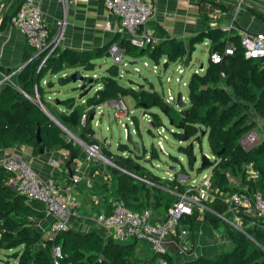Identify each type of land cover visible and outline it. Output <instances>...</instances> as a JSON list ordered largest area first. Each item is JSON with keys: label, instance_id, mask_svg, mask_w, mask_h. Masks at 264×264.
<instances>
[{"label": "trees", "instance_id": "1", "mask_svg": "<svg viewBox=\"0 0 264 264\" xmlns=\"http://www.w3.org/2000/svg\"><path fill=\"white\" fill-rule=\"evenodd\" d=\"M20 2L15 12L20 7L22 3ZM246 10L264 23V12L252 7H246ZM204 25L205 28L190 37L187 43L176 38L164 39L165 33L160 28L156 30V35L161 36L162 39L152 49L135 48L126 41L125 37L119 43L125 48L126 55L135 54L139 50V56L148 57L157 65L163 58L168 65L175 64L186 56L189 58L196 45L206 41L210 44L209 54L212 52L223 54L227 43L234 44L236 52L232 56H223V61L217 65L208 61L203 74L190 75L187 83L188 105L185 108L175 111L173 106L164 102L152 85L147 89L141 86L121 85L117 81L120 77L116 65L108 69L109 75L100 82L101 88L95 90L92 97L86 98L85 106H99L107 101L131 98L138 108L146 110L158 108L170 117L171 124L174 123L171 116L177 113L179 122L176 127L180 131H174L172 134L181 141L183 133L188 138H192L201 128V132L206 135L210 154L217 159V163L211 168L212 190H217L218 193L242 191L238 187L230 186L228 173L237 174L239 182L245 186L248 193L264 194V136L250 150H244L240 145L243 136L254 130L256 126L251 109L264 119V60L244 58L237 34L240 28L234 24L235 28L230 34L221 27L210 28L207 24ZM114 42L115 39L101 47L84 51L56 47L40 69L38 67L45 54L33 56L35 50L26 46L21 67L17 68L18 71L13 75L14 86L10 84L0 86V149L26 146L31 149V155L37 157L41 149L44 153H48L54 148H61L68 151L70 158L72 155L77 158L80 148L67 138L64 130L74 133L86 107L75 104L73 98H67L60 100V106L67 111L57 113L46 98V88H51L54 83L49 80L43 85L42 79L46 75L59 76L75 67L81 68L84 72L93 71L96 67L95 61L106 58L108 49ZM189 62L188 60L185 66L188 67ZM15 70H7L6 74ZM57 83L65 86L71 83V77L66 75L58 77ZM34 96L37 97L38 103L29 98ZM44 111L54 117L61 127L57 126ZM93 113L94 111L89 113L86 123ZM38 131L40 143L37 139ZM87 140L83 142L87 144ZM93 143L98 142L93 140L90 144ZM118 149L119 152L128 151L125 144H120ZM101 151L104 157L109 158L107 148L102 147ZM179 151L184 153L190 162L191 148L179 147ZM71 163L72 161L69 160L68 166ZM113 164L117 168H111L109 175L116 185V199L122 200L129 209L142 211L148 208L153 213L163 215L176 201L167 180L150 174L147 177L152 181L153 186L147 187L134 182L118 169L136 172L139 166L134 158L124 159L119 156L113 160ZM247 166H251L257 174L256 180L246 178ZM88 169L93 174L95 169L91 167ZM70 172L72 173V169ZM99 181L101 182V179ZM10 183V175L0 167V251H6V259H0V262L52 264L53 247L60 249L61 264L69 262L149 264L154 261L153 257L140 259L136 256L137 242H117L104 238L96 229L80 231L69 228L58 232L52 240L44 239V234L38 230L37 225L45 218V212L35 209L25 198L19 196ZM102 183L98 187L103 188L101 193H104L106 199L109 185L108 182ZM206 205L208 210L202 214L195 210L191 216L182 219L181 224L191 226L196 222H207L214 229L223 228L227 234L229 248L215 257L206 258L199 255L183 264H264V227L254 225L244 227L243 232L237 231L220 219L227 211V205L218 196ZM106 210L110 213L111 206L109 205ZM164 257L169 264H177L179 260L169 254H165Z\"/></svg>", "mask_w": 264, "mask_h": 264}, {"label": "built area", "instance_id": "2", "mask_svg": "<svg viewBox=\"0 0 264 264\" xmlns=\"http://www.w3.org/2000/svg\"><path fill=\"white\" fill-rule=\"evenodd\" d=\"M46 1L23 0L9 22L10 27L17 29L24 35L27 45L33 48L36 54L40 55L45 51V56L41 60L38 69L45 64L48 56L58 47L55 38L50 37L47 24L43 18L42 5ZM60 1L66 6L74 2V0ZM103 6L118 19L119 27L117 32L123 35L131 46L138 49H146L148 47L152 49L157 44V40L152 34L142 30L155 14L154 0H103ZM214 19H216L215 16ZM213 26H216L215 23ZM234 28L233 21L222 27L228 34ZM237 34L239 35V44L245 59L264 60V33H249L237 30ZM235 52L236 46L232 43H227L223 54L217 52L208 53L207 60L209 63L217 65L223 61V56H232ZM108 57L112 64L116 66L126 67L136 64L135 62H128L125 48L115 43L110 45L106 54V58ZM164 63H167L166 60L159 65L153 62H151V65L144 62L142 66L149 68L154 75H157L158 72H167L170 65L167 64V68L164 70ZM175 64H177L176 72L180 76L184 75L186 69L189 68L185 66V63L177 62ZM205 68L201 64L199 67L193 68L192 73L203 74ZM17 71L18 69L10 74L0 73V86L4 84L12 85L10 78ZM133 71L139 73V69L136 67H133ZM175 82L181 83V78L176 79ZM166 83H171V79L166 78ZM187 83H183V85L187 87ZM158 93L160 94V92ZM160 95L166 104L170 105L176 102L177 96L173 94L171 89L167 90L166 96L164 93ZM97 108L99 109V107ZM111 110L114 116L127 117L129 113L128 107L121 99L114 100L111 103ZM86 118L87 114L83 113L81 122H84ZM158 134L161 136L160 131H158ZM160 136V140H158L160 142L157 143V147L163 152L162 138ZM261 139L262 136H259L256 131H252L240 140V145L244 150H250ZM84 147L87 154L86 168L89 167V163L92 160L101 162L104 168L106 164L116 167L103 156L99 143L88 144ZM123 157L124 159L126 158L125 156ZM0 167L10 175V186L16 193L25 198L29 204L35 203L43 206L45 214L51 219V222L46 227L40 224L37 225L38 230L44 234V239L52 240L58 232L75 227L76 223L74 221L78 217L76 208L72 206L68 196L62 193V189L57 183L52 180L42 179L16 152L12 155L1 157ZM80 168L81 166L76 168L75 175L72 176L74 184L84 179L83 176H80ZM247 168H249V178L256 180L257 174L252 167L247 166ZM118 169L136 183L144 184L147 187L153 186L152 181L146 175H140L135 171ZM165 180L170 183V187H172L171 193L176 197V201L166 210L162 217L157 218L152 210L148 208L142 211L131 210L126 207L122 200L116 199L110 204V213H106L104 210L95 215L93 230L96 229L104 238L117 242L134 241L138 244L146 243L151 252L156 255L155 264H169L166 257H164L165 254H168L164 246L165 243L176 236L188 239V231L180 228L181 220L191 216L195 210L202 214L205 210H208L206 204L214 201L217 196L227 205V211L220 219L231 228L243 232L244 227L254 225L264 227V194L259 192L248 193L246 188L239 192L218 193L217 190H212L211 177L207 175H204L200 182L191 181L187 177L173 184L175 179L171 175ZM86 185L87 188H91V184L88 182ZM180 188H182V191H180ZM51 255L52 264H61L59 247H53ZM66 264L73 263L69 262Z\"/></svg>", "mask_w": 264, "mask_h": 264}, {"label": "crops", "instance_id": "3", "mask_svg": "<svg viewBox=\"0 0 264 264\" xmlns=\"http://www.w3.org/2000/svg\"><path fill=\"white\" fill-rule=\"evenodd\" d=\"M19 1L22 2L23 0H0V73H6L7 70L21 67L24 50L28 46L24 35L9 26L10 18L14 14ZM230 1L233 0H154L155 14L142 30L152 34L157 43L162 39L161 36L156 35L158 28L165 33L164 39L176 38L187 43L190 37L205 28L204 24L206 23L203 17L212 18L220 15L226 17L229 14L232 17L233 24L239 27L240 30L249 33H264V23L253 17L246 10V7L256 8L262 12H264V9L257 7L252 1H248L245 5L243 4V8L240 6L242 2L238 4L233 13L230 10L227 11V15L221 13L219 6L229 7L231 4L228 2ZM238 10L241 11L242 17L236 19L235 16ZM42 14L50 37L55 38L59 48L84 51L106 45L113 39L116 41L115 44H119L121 39L124 38L123 35L117 32L118 19L104 8L103 0H74L68 6L62 4L60 0H47L42 5ZM225 17L223 18L224 21L227 19ZM212 23L208 20L207 24L211 28H216ZM204 43H207L206 47L209 52V42ZM130 55L135 56V54ZM165 60V58L162 59V61ZM61 74L64 76V73ZM51 78H56V80ZM57 79L58 75H48L42 81L43 85L49 80L54 83L51 88H46V98L49 100L59 92V86L61 85L57 83ZM14 152L23 161L27 162L42 179L57 183L61 187L62 193L68 196L70 203L76 208L78 214L74 221L76 225L72 229L80 231L93 230L95 215L104 210L107 213L106 208L109 206V202L105 204L107 198L105 199L104 193H101L103 188L98 186L99 184L102 185V182H109L111 175L105 170L104 166L94 160L89 163V167L95 169L92 174L88 169L89 167L86 168V152L83 154L80 152L81 155L79 153L70 166H68L70 155L68 151L61 148H54L52 151L37 157H33L31 149L26 146L0 149V158L12 155ZM79 166H81L80 176H83L84 179L74 184L72 176L75 175V170ZM70 169H72V173ZM248 172L249 168L246 167L245 174L249 180ZM227 177L231 187L245 188L239 181L235 183L228 173ZM99 179H101V182ZM87 182L92 185L90 189L87 188ZM31 205L35 209L44 212L43 206L35 203ZM154 215L157 218L163 216L156 213ZM41 222L48 224L51 219L46 215L39 222L40 225ZM180 228L188 231V239L176 236L164 245L169 255L179 259L177 264H183L185 261L194 259L199 255L212 258L224 248H229L227 234L223 228L214 229L207 222H196L191 226L181 224ZM135 251L136 256L140 259L154 257L146 243H139ZM155 259L153 258L154 261L149 264H155Z\"/></svg>", "mask_w": 264, "mask_h": 264}, {"label": "rangeland", "instance_id": "4", "mask_svg": "<svg viewBox=\"0 0 264 264\" xmlns=\"http://www.w3.org/2000/svg\"><path fill=\"white\" fill-rule=\"evenodd\" d=\"M252 1L257 7H261L264 9V0H233L232 2H228L231 4L229 7H225V5L219 6V10L221 13L225 14L228 10L233 13L238 4L242 5L241 8L248 2ZM239 2V3H237ZM244 4V5H243ZM241 11L238 10L235 18L241 16ZM216 17V16H215ZM225 16L220 15L213 18L203 17L205 23H208V20L212 21L218 27H224L232 21V17L229 14L225 17L226 21L223 20ZM228 21V22H227ZM208 25V24H207ZM211 28V27H210ZM214 28V27H213ZM208 48L205 43L196 45L194 52L188 58L187 56L179 61V63L183 64L190 61L189 68L186 69L184 75L180 76L176 72V65L171 64L167 69V72H158L157 75H154L149 68H144L142 64L147 62L151 65L148 57L139 56V50L135 52V56L126 55V60L128 62H135L134 66H119L117 65V69L119 71V77L117 81L123 86H142L145 89L149 88L151 85L153 88L160 92V94L164 93L167 95V90L171 89L174 95L181 94L183 97V102L188 105L187 101V87L184 84L187 83L189 77L192 73L193 68L199 67L201 64L203 67H206L208 64ZM112 62L110 58H102L96 61V67L93 71L84 72L81 68H71L69 70L64 71V76H72L76 74L82 78V82H72L65 85L64 87L59 86V92H57L51 100L47 99V101L51 102L52 108L55 109L57 113H65L67 110L60 106V100H64L67 98H73L75 104H80L84 108L86 98L92 97L95 93V90L100 89L102 84L100 83L104 77L108 76V69L112 66ZM133 67L139 69V73L133 71ZM62 74H59L58 77H61ZM47 75L42 79L45 80ZM166 78L171 79V83H166ZM181 78V83L175 82L176 79ZM1 79V78H0ZM15 77H11V86H14ZM52 80H56V78H51ZM84 86L83 90L80 91V87ZM19 92H22L18 87H15ZM83 92H87L85 96L81 99L79 98ZM31 100H34L38 103V99L36 96L34 98L29 97ZM129 109V113L127 117L114 116L113 111L111 110L112 101H107L104 104L99 106H89L82 112L86 113L87 116L91 111H94L88 118L89 122L86 121L81 122L76 126L74 133H71L75 139L71 138L67 135L68 139H71L76 146L80 148V152L83 154L85 152V145L90 144L93 140H96L101 148H107L109 154L112 158H107L112 164L113 160L117 157L126 158L134 157V152L131 150L130 146L128 147L127 152H119V145L125 144V133H126V125H128L131 129V135L135 142L139 144L140 147V160H138L137 164L139 168L136 172L140 175L149 176L150 174L155 175L161 179L168 178L170 175L174 177L175 181L183 180L187 177L190 178L191 181L200 182L204 175L211 177V168L217 163V159L210 154V150L207 143L206 135H202V129H198V133L195 137L189 138L187 142L179 141L177 137H175L172 132L180 131L179 128L176 127L179 122V114L175 113L171 116L174 123L170 124V117L161 112L158 108H151L150 110L138 108L131 98H123L121 99ZM173 109L175 111H180V108L175 103H171ZM99 107V109L97 108ZM61 110V111H60ZM251 113L253 115V119L256 123L254 130L258 133L259 136H264V119L258 116L253 109H251ZM154 114L155 116H152ZM82 116V115H81ZM91 118V120H90ZM155 122V123H154ZM161 132L158 134V131ZM250 131V132H252ZM249 132V133H250ZM248 134V133H247ZM246 134V135H247ZM244 135L243 137H245ZM159 136L162 138V148L163 152L160 151L158 146ZM197 138V140H196ZM87 140V144L83 141ZM190 144H193L191 149L192 154L190 156V162L187 159V156L179 151V147H190ZM126 145V144H125ZM79 152V153H80ZM80 153V155H81ZM155 153L154 155H152ZM202 158H206L210 161V165L208 168L201 167ZM82 159V158H81ZM98 164L101 162L96 161ZM103 166V165H102ZM114 166L111 164H106V169L108 172L111 171V168ZM171 168H174L173 170ZM230 177L236 181H239L238 175L230 174ZM174 181V182H175ZM109 189L106 195L107 200H105V204L110 205L113 201L116 200L117 196L115 195V183L111 180L108 182ZM243 189V188H242ZM109 200V201H108ZM41 226L46 227L47 224L41 222ZM228 248H224L226 250ZM222 250V251H224ZM221 251V252H222ZM6 251H0V259L5 258ZM215 257V256H214ZM0 264H4L0 262Z\"/></svg>", "mask_w": 264, "mask_h": 264}, {"label": "water", "instance_id": "5", "mask_svg": "<svg viewBox=\"0 0 264 264\" xmlns=\"http://www.w3.org/2000/svg\"><path fill=\"white\" fill-rule=\"evenodd\" d=\"M44 53H45V51L42 52L40 55H43ZM166 67H167V63H164V65H163L164 70L166 69ZM71 81H72L73 83H74V82H82V78H81L80 76L76 75V74H73V75L71 76ZM141 87H142V86H141ZM83 88H84V86L82 85V86L80 87V91H82ZM86 93H87V92H83L82 95H80V98H82L83 96H85ZM176 105H177L180 109H183V108L186 107V103H184V102L182 101V96H181V94H178L177 97H176ZM44 112H45V114H46V115H47V116H48V117H49V118H50V119H51V120H52L57 126L61 127L60 124L58 123V121H57L54 117H52L51 115H49L46 111H44ZM90 120H91V118H90ZM170 124H171V123H170ZM64 132H65L68 136H70L71 138L75 139L74 136H73L72 134H70V132L65 131V130H64ZM201 134L204 136V132H202ZM37 139H38V142L40 143L39 131L37 132ZM188 139H189L188 136H187L185 133H183V139H182L181 141H182V142H187ZM196 140H197V138H196ZM125 144H126L127 146H130V147H131V150L134 152V157H133V158L138 162V160L141 159V157H139V154H140L141 150H140L139 144L133 140L132 135H131V130H130V127H129L128 125H126ZM192 147H193V144H190V148H191V149H192ZM43 154H44V150L41 149V150L39 151V155H43ZM75 158H76L75 155H72L71 158H70V161L75 160ZM209 165H210V161L207 160L206 158H202V161H201V167L206 168V167H209ZM153 258H156V255H155Z\"/></svg>", "mask_w": 264, "mask_h": 264}]
</instances>
